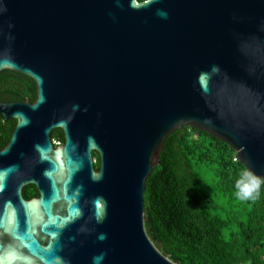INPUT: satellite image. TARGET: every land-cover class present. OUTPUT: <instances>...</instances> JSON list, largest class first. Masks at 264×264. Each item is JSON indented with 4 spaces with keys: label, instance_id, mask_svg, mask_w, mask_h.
Masks as SVG:
<instances>
[{
    "label": "water",
    "instance_id": "water-1",
    "mask_svg": "<svg viewBox=\"0 0 264 264\" xmlns=\"http://www.w3.org/2000/svg\"><path fill=\"white\" fill-rule=\"evenodd\" d=\"M6 69L37 97L0 100L17 120L0 149V264H179L146 231L145 191L185 126L264 178V0H0Z\"/></svg>",
    "mask_w": 264,
    "mask_h": 264
},
{
    "label": "trees",
    "instance_id": "trees-1",
    "mask_svg": "<svg viewBox=\"0 0 264 264\" xmlns=\"http://www.w3.org/2000/svg\"><path fill=\"white\" fill-rule=\"evenodd\" d=\"M37 84L12 70L0 73V100L34 101ZM17 120L0 114V149L12 136ZM52 138L65 142L56 128ZM95 168L99 169L98 152ZM235 158H237L235 160ZM200 164L214 171L228 196L222 206L201 188ZM242 163L232 146L213 134L185 126L168 136L161 163L146 179L145 227L157 247L179 264H264V183ZM249 191L251 198L238 192ZM26 199L39 197L33 186Z\"/></svg>",
    "mask_w": 264,
    "mask_h": 264
},
{
    "label": "rangeland",
    "instance_id": "rangeland-1",
    "mask_svg": "<svg viewBox=\"0 0 264 264\" xmlns=\"http://www.w3.org/2000/svg\"><path fill=\"white\" fill-rule=\"evenodd\" d=\"M196 169L200 172L202 182L201 188L214 200L218 202V204L222 206H227L228 196L223 191H221L217 185V178L214 174L212 168L205 164H200L196 167Z\"/></svg>",
    "mask_w": 264,
    "mask_h": 264
},
{
    "label": "clouds",
    "instance_id": "clouds-1",
    "mask_svg": "<svg viewBox=\"0 0 264 264\" xmlns=\"http://www.w3.org/2000/svg\"><path fill=\"white\" fill-rule=\"evenodd\" d=\"M261 183H264V181H261L258 179L257 180V189L259 188ZM237 195L240 196V198H251L252 197V193L249 191L238 192Z\"/></svg>",
    "mask_w": 264,
    "mask_h": 264
},
{
    "label": "built area",
    "instance_id": "built-area-1",
    "mask_svg": "<svg viewBox=\"0 0 264 264\" xmlns=\"http://www.w3.org/2000/svg\"><path fill=\"white\" fill-rule=\"evenodd\" d=\"M53 142H54V144L55 145H60L61 143H60V141H58V140H56V139H53ZM237 158H235V160H236Z\"/></svg>",
    "mask_w": 264,
    "mask_h": 264
},
{
    "label": "flooded vegetation",
    "instance_id": "flooded-vegetation-1",
    "mask_svg": "<svg viewBox=\"0 0 264 264\" xmlns=\"http://www.w3.org/2000/svg\"><path fill=\"white\" fill-rule=\"evenodd\" d=\"M140 1H145V0H140ZM96 162H97V159H96ZM96 170H99V169H96ZM27 186H33V187H35V188L37 189V187H36L35 185H33V184H31V185H27ZM27 186H26V187H27ZM26 187H25V188H26ZM25 188H24V190H25ZM37 191H38V189H37ZM38 192H39V191H38ZM23 193H24V191H23Z\"/></svg>",
    "mask_w": 264,
    "mask_h": 264
}]
</instances>
